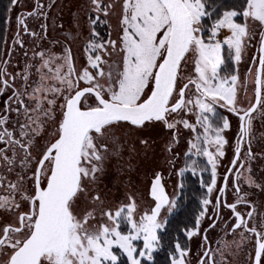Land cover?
<instances>
[{
	"label": "snow or ice",
	"instance_id": "6c2138e0",
	"mask_svg": "<svg viewBox=\"0 0 264 264\" xmlns=\"http://www.w3.org/2000/svg\"><path fill=\"white\" fill-rule=\"evenodd\" d=\"M60 7L0 19V264H264V0ZM138 146L160 162L118 200L102 185ZM186 174L198 207L166 242Z\"/></svg>",
	"mask_w": 264,
	"mask_h": 264
},
{
	"label": "rangeland",
	"instance_id": "374dc122",
	"mask_svg": "<svg viewBox=\"0 0 264 264\" xmlns=\"http://www.w3.org/2000/svg\"><path fill=\"white\" fill-rule=\"evenodd\" d=\"M27 4H31L32 0H25ZM60 9L54 10L52 15H58L60 11L63 12V16L65 21L69 19L70 11H75L76 9L73 7L75 0H59ZM24 9H17V11H22ZM30 10V9H29ZM15 12L13 16H15ZM14 28V25H13ZM50 35H56L55 33H50ZM85 36H87V31H85ZM245 67L242 66L241 72L243 74ZM222 111V110H221ZM225 115H229L230 118L234 121L233 132L235 130V118L231 117V114L225 113ZM230 135V137L233 135ZM187 145L186 141H182L180 146L181 159L178 162V167H182L184 164L183 153L186 151ZM137 152L139 155L133 153L131 154V160L129 161L128 157L130 153L126 150L124 152V161L122 162L125 165L124 172L118 173L115 169L113 170L111 176L104 181V187L106 185V190H110V195L115 196L118 200H125V193L131 192L136 194L137 192L146 193L149 188V182L152 178L151 168L155 167L156 164L160 162V148H156L157 158L156 163L151 161H145L143 158V151L140 150L139 146L137 147ZM151 155V152L149 153ZM131 164V169L128 168V164ZM221 171V169H220ZM222 172V171H221ZM178 179L176 176H172L171 179H168L167 173H165V183L167 187L168 193L171 195L173 193V189L176 183H178ZM140 201L138 200V203ZM143 207V205L141 204ZM196 243H193V250L195 251Z\"/></svg>",
	"mask_w": 264,
	"mask_h": 264
},
{
	"label": "trees",
	"instance_id": "16d2710c",
	"mask_svg": "<svg viewBox=\"0 0 264 264\" xmlns=\"http://www.w3.org/2000/svg\"><path fill=\"white\" fill-rule=\"evenodd\" d=\"M7 3V0H0V19H2L3 9ZM2 48V45H0ZM200 195V189L198 185V181L195 177L188 176L186 180V190L183 197V207L181 210L171 219V223L169 225L170 236L166 237V242L168 239L175 237L180 229L185 224H190L193 219V215L198 207V197ZM181 238L183 239L182 233ZM166 253L167 249L162 251L158 258L157 264H165L166 261Z\"/></svg>",
	"mask_w": 264,
	"mask_h": 264
},
{
	"label": "flooded vegetation",
	"instance_id": "af4514ba",
	"mask_svg": "<svg viewBox=\"0 0 264 264\" xmlns=\"http://www.w3.org/2000/svg\"><path fill=\"white\" fill-rule=\"evenodd\" d=\"M235 131H236V126H235V130H234V132H233V135L230 137V139H234V135H235ZM231 155H232V153H231V150H229V157H231ZM225 163H227V161H225ZM221 171L223 172L224 171V169L223 168H221ZM188 176H191L190 174H186V176H185V183H186V180H187V177ZM152 179V178H151ZM151 179H150V182H151ZM196 180H197V178H196ZM198 181V180H197ZM150 182H149V187H150ZM199 185V184H198ZM231 198V197H230ZM205 227H207V225H205ZM210 236H211V238H212V240H213V243H212V247H215V240L218 238L217 237V232H211L210 233Z\"/></svg>",
	"mask_w": 264,
	"mask_h": 264
}]
</instances>
